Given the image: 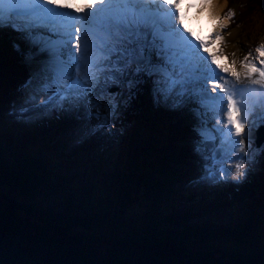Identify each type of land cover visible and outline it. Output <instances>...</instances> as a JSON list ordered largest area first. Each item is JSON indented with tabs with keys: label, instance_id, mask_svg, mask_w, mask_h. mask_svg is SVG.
<instances>
[{
	"label": "snow or ice",
	"instance_id": "snow-or-ice-1",
	"mask_svg": "<svg viewBox=\"0 0 264 264\" xmlns=\"http://www.w3.org/2000/svg\"><path fill=\"white\" fill-rule=\"evenodd\" d=\"M212 4L0 0V93L6 76L22 72L0 120L55 110L78 121L80 138H87L109 129L123 108L147 95L158 108L189 120L194 183L238 187L257 170L264 176V137L253 135L264 126V44L255 58L246 54L238 70L236 59L231 67L218 63V57L227 59L223 49H209L223 36L213 30L205 33L207 42L201 38L199 9ZM232 16L228 11L225 19ZM6 50L13 56L5 62ZM259 255L264 264V240Z\"/></svg>",
	"mask_w": 264,
	"mask_h": 264
},
{
	"label": "trees",
	"instance_id": "trees-1",
	"mask_svg": "<svg viewBox=\"0 0 264 264\" xmlns=\"http://www.w3.org/2000/svg\"><path fill=\"white\" fill-rule=\"evenodd\" d=\"M220 2L219 16L232 9L231 24L241 25L248 42L255 18L264 17V0ZM11 56L6 50L5 62ZM21 76L5 77L0 113L10 107ZM147 101L142 95L122 109L114 126L124 135V144L113 169L98 172L92 164L90 175L97 179L84 184L71 182L78 175L60 170L61 165L71 168L77 153L59 163L38 155L48 133L35 129L15 135L0 129L3 264H259L264 239L257 198L241 224L227 228H212L206 220L189 223L217 207L183 213L171 206L175 184L183 175L177 167L195 162L189 147L192 132L190 124L179 119L156 117ZM16 191L30 199L10 194ZM139 197L142 214L126 217Z\"/></svg>",
	"mask_w": 264,
	"mask_h": 264
},
{
	"label": "rangeland",
	"instance_id": "rangeland-1",
	"mask_svg": "<svg viewBox=\"0 0 264 264\" xmlns=\"http://www.w3.org/2000/svg\"><path fill=\"white\" fill-rule=\"evenodd\" d=\"M197 0H193V3H196ZM222 5L220 0H216V2H213L211 6H204L199 9V15H200V23L202 25L207 24L208 30L212 32L213 30L219 31L220 34L223 36V43H220L218 41H212V45H214V48L216 51L219 49H223L225 56L227 59L223 57V59L226 61V64L228 63L231 65V60L236 59L237 53L239 52V57L237 59L242 60L243 57L248 54V50H245V46L243 44V41L245 40V33L246 31H243L239 28L230 29L229 20L225 19V15L219 16V11L222 9ZM194 10L191 9L190 14L194 15ZM197 11V10H196ZM195 11V12H196ZM204 11V15L201 18V12ZM232 11V9L230 10ZM233 12V11H232ZM207 14V15H205ZM255 23L251 29L252 40L254 42L258 43V45L264 44V17L263 15H258L255 18ZM223 25V27H220ZM236 32L237 40L236 44L238 43L236 49L234 52L235 56L233 57V53L229 51L227 48L229 37L232 36L231 33ZM240 38V39H239ZM211 47V45H210ZM244 49V50H243ZM255 51L254 53H250V58H255ZM225 63V62H224ZM239 63V62H238ZM228 67V66H227ZM146 96V95H145ZM147 103V106L150 108V111H152L153 114L157 116H161V114L164 111H167L162 108H158L155 106L149 96ZM6 111V110H5ZM7 112V111H6ZM2 112V113H6ZM169 112V111H167ZM56 113L55 110L51 111L50 114L54 116ZM50 114L42 115L39 117H34L29 120H16L15 118H12L11 120H8L7 118H4L0 120V126L2 129H5L7 132H20L24 129H34L38 128L41 131H47L51 129V126L54 125H64L68 124L70 121L74 119H70L69 117H66L64 120L60 122H54V118L50 116ZM168 115H176L171 112H169ZM178 116V115H176ZM182 123H190L187 118L181 117ZM78 121L76 122V126L74 128L70 129L69 133L67 134H61L60 130L57 131V135L53 134H47L48 136H51L52 139H47L45 143L47 142L46 146H41L42 152L38 153V155L43 156H50L54 157L56 163H59L62 159L68 157L69 154H76L78 156V160L73 163L72 167L69 168V166H60V170L64 171L67 174H70L69 176L78 175L77 178H72L71 182L75 183H87L89 180L95 181L97 179V176L94 175L91 177L90 175V166L94 164L97 167L98 172L108 171L112 170L114 167V163L117 161V156L119 152L123 148L124 142H122V135L120 132L114 131L112 126L104 130L101 133L96 134L92 137L87 138H80L79 136V129H78ZM214 121H209L208 127L209 129H213L212 125L214 124ZM51 124V125H50ZM56 126V127H59ZM115 133V135H111V133ZM254 137H256L257 141L261 137H264V126H260L256 129ZM215 135V132H214ZM218 139L215 141H208L207 146L211 148L214 144L218 143ZM211 144V146H209ZM191 147V143L189 144ZM85 148L86 151L83 155L78 154L80 152V149ZM80 155V156H79ZM52 160V159H51ZM107 161V162H106ZM55 163V164H56ZM181 169V167H177ZM183 175L180 178V183L175 184V193L177 196H172V199H170L171 206L176 207L179 210H190L193 208L201 207L203 205H206L207 207L213 208L217 207L216 211H213L212 213L205 212L201 215L198 219H191L190 222H195L197 220H206L210 222L213 225H217L218 228H227L229 225H240L248 214L250 205L253 203V199L257 198L260 200L261 208H262V221L259 222V232L261 233V236L264 239V176L260 173L259 170L256 171V173L248 180L250 181L252 179V184L247 181L246 183L236 187H221L217 188L214 186H205L202 184L194 183V177L197 172V167L194 163H190L188 167H184ZM88 175V176H80V175ZM94 177V178H93ZM239 189V191L237 190ZM20 192H14L10 193L13 194V196L18 197L19 199L28 201L30 199L29 195H23ZM174 197V198H173ZM143 205L141 204V199L139 197L138 201H135L131 208L128 209L126 217L132 218L135 216H138L142 214ZM247 209L246 213H244L243 210ZM167 212H170V209L167 208ZM240 220V222H239ZM179 223V222H178ZM82 230V229H77ZM92 232V231H91ZM96 233V232H93ZM228 240L225 239L223 242L227 245Z\"/></svg>",
	"mask_w": 264,
	"mask_h": 264
},
{
	"label": "bare ground",
	"instance_id": "bare-ground-1",
	"mask_svg": "<svg viewBox=\"0 0 264 264\" xmlns=\"http://www.w3.org/2000/svg\"><path fill=\"white\" fill-rule=\"evenodd\" d=\"M58 2H62V0H58ZM87 2V0H72V3L74 4V5H81V4H84V3H86ZM209 28H208V25L207 24H204V32H202V34H201V38L202 39H205L206 40V42H207V36L205 35V33H207V32H210V30L209 31H207ZM231 35L232 36H230L229 37V40L230 41H228V46H227V48L229 49V51L230 52H232V53H236V52H234L235 51V49H236V47H237V45H239L238 43L236 44V40L238 39L237 38V36H236V32H232L231 33ZM225 41V40H224ZM226 42V41H225ZM209 51H211V52H216V50H215V48H214V45H212L211 44V47H210V49H209ZM237 56H238V54H237ZM236 61H237V70H238V65H239V60L237 59V57H236ZM218 63H220L221 65H223V66H228V67H231V65H229L228 63L226 64V62L224 63V61H223V57H218ZM49 114H50V112H49ZM50 116L52 117V118H54V120L53 121H55V122H59V121H62V120H64L67 116L65 115V114H63V113H58V112H56L55 113V115L54 116H52V114H50ZM221 127H222V125H221ZM260 127V126H259ZM258 127H256L255 129H254V132H253V135H255V131H256V129H257ZM212 132H213V135H214V129H210ZM209 146H211V144H209ZM107 162V161H106ZM249 183H250V185L252 184V179L250 180V181H248ZM228 187V186H227ZM238 191H239V189H237Z\"/></svg>",
	"mask_w": 264,
	"mask_h": 264
}]
</instances>
